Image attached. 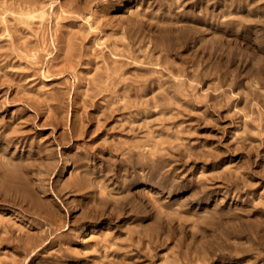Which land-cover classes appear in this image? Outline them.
<instances>
[{"label": "rangeland", "instance_id": "1", "mask_svg": "<svg viewBox=\"0 0 264 264\" xmlns=\"http://www.w3.org/2000/svg\"><path fill=\"white\" fill-rule=\"evenodd\" d=\"M0 264H264V0H0Z\"/></svg>", "mask_w": 264, "mask_h": 264}]
</instances>
